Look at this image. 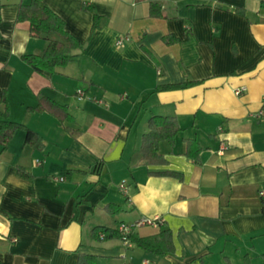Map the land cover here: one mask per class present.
Listing matches in <instances>:
<instances>
[{"label":"crops","instance_id":"1","mask_svg":"<svg viewBox=\"0 0 264 264\" xmlns=\"http://www.w3.org/2000/svg\"><path fill=\"white\" fill-rule=\"evenodd\" d=\"M156 1L162 18L150 16L151 0H43L84 47L49 76L23 60L49 42L16 19L30 0H0V94L10 119L46 141L35 150L19 130L0 146V264H77L80 254L97 264H264V0ZM168 34L179 41L166 44ZM122 35L131 40L116 44ZM40 94L67 107L78 138L51 112L28 109ZM152 115L183 128L175 145H159L167 166L140 160ZM186 139L201 144L199 162L185 155ZM166 169L183 178L147 174ZM110 203L119 214L104 210ZM155 216L159 226L133 232L170 229L171 255L93 233Z\"/></svg>","mask_w":264,"mask_h":264},{"label":"trees","instance_id":"2","mask_svg":"<svg viewBox=\"0 0 264 264\" xmlns=\"http://www.w3.org/2000/svg\"><path fill=\"white\" fill-rule=\"evenodd\" d=\"M150 16L156 18L164 17L162 5L156 1L150 2ZM238 14L246 15V11L241 8H235ZM17 21H28L30 23V35L35 38L47 37L48 45L41 54H27L23 56V60L34 66L43 74L51 76L58 68L66 67L74 60L75 50H82L83 44L74 38L65 28L64 20L50 7L43 3V0H30L29 3H20L17 12ZM102 17L95 14L91 34L99 27ZM1 21V14H0ZM166 44H174L179 41L174 35H166L163 37ZM148 54L153 56L149 51ZM195 81H186L180 83L165 84L157 87V90H175L192 86ZM31 111L51 112L64 126L65 130L74 138H78L79 129H74L66 123L74 121L66 106L59 104L52 98L40 94L38 103L35 107H29ZM0 146L7 149L8 144L14 138V135L19 130L26 132V144L32 146L35 150H43L46 147L45 139L35 130L27 127L24 124L13 122L10 119V106L7 97V92L4 90L0 94ZM183 130L178 118L174 115H152L147 122L146 131L142 134L140 143V160L145 166H167L168 161L160 152V144L167 141L172 146L175 145L178 135ZM185 155L195 162L200 161L202 152L201 144L195 139H186ZM18 174L25 179H32L33 175L24 167H18ZM149 175L156 176H172L179 179L183 178L182 173L166 169V170H149ZM104 210L114 215L121 211V207L117 204L110 203L104 206ZM103 233L104 236L100 239L108 237L122 239V234L118 230H114L105 226L96 227L93 229L94 235ZM128 240L135 242L141 249L152 252L156 256H164L175 252L173 242V233L170 229H161L151 236H138L134 232L128 234ZM96 257L89 254H80L77 264H97Z\"/></svg>","mask_w":264,"mask_h":264},{"label":"built area","instance_id":"3","mask_svg":"<svg viewBox=\"0 0 264 264\" xmlns=\"http://www.w3.org/2000/svg\"><path fill=\"white\" fill-rule=\"evenodd\" d=\"M130 40H131V37L129 35H122L121 37L119 36L116 39V44L121 45L124 42L130 41ZM243 90H244V88L237 89L236 93L240 94ZM78 97H80V98L85 97V92L83 91V89L78 90ZM60 180H64V178H60ZM260 195L264 196V190H262L260 192ZM161 222H162V219L160 217H156V216H155V218L144 217V218H141V219L135 221L132 224L124 223V222L120 223L116 230H118V232L122 234L121 240L124 242V244H126L127 246H130L132 244V242L130 240H128L127 236H128V234L133 232V230L135 228L143 226V225H147V224L154 225L156 227V226H159ZM99 236L102 238L104 236V234L100 233ZM145 264H147V262H145Z\"/></svg>","mask_w":264,"mask_h":264}]
</instances>
